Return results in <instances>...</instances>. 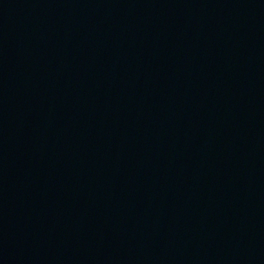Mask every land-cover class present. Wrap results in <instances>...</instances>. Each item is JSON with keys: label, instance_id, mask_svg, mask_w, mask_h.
Listing matches in <instances>:
<instances>
[{"label": "water", "instance_id": "95a60500", "mask_svg": "<svg viewBox=\"0 0 264 264\" xmlns=\"http://www.w3.org/2000/svg\"><path fill=\"white\" fill-rule=\"evenodd\" d=\"M0 264H264V0H0Z\"/></svg>", "mask_w": 264, "mask_h": 264}]
</instances>
